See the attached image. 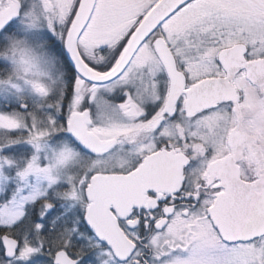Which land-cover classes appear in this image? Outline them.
Listing matches in <instances>:
<instances>
[{
  "label": "snow or ice",
  "instance_id": "snow-or-ice-1",
  "mask_svg": "<svg viewBox=\"0 0 264 264\" xmlns=\"http://www.w3.org/2000/svg\"><path fill=\"white\" fill-rule=\"evenodd\" d=\"M0 264H264V0H0Z\"/></svg>",
  "mask_w": 264,
  "mask_h": 264
}]
</instances>
